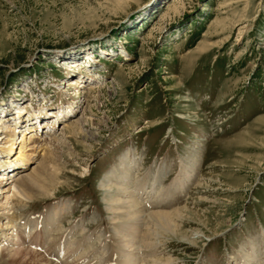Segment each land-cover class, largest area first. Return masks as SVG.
Wrapping results in <instances>:
<instances>
[{
	"label": "rangeland",
	"instance_id": "obj_1",
	"mask_svg": "<svg viewBox=\"0 0 264 264\" xmlns=\"http://www.w3.org/2000/svg\"><path fill=\"white\" fill-rule=\"evenodd\" d=\"M170 1L0 0V118L14 114L9 103L73 108L51 129L46 116L37 131L16 125L15 152L23 143L34 157L15 173L32 170L49 129L67 143L56 153L65 168L58 187L16 203L17 222L34 227L18 230L25 250L0 264H264V0H184L167 11ZM75 120L91 133L67 132ZM126 150L139 185L163 188L153 209L177 208L175 232L152 225L146 245L143 228L133 258L120 238L129 222L111 220L99 184ZM194 233V245L183 240Z\"/></svg>",
	"mask_w": 264,
	"mask_h": 264
},
{
	"label": "bare ground",
	"instance_id": "obj_2",
	"mask_svg": "<svg viewBox=\"0 0 264 264\" xmlns=\"http://www.w3.org/2000/svg\"><path fill=\"white\" fill-rule=\"evenodd\" d=\"M183 2L184 0H171L170 4L168 5L167 11L172 8L177 7L178 5H182ZM86 62L87 64L91 63V61L89 62V60H87ZM68 82L70 85L69 88H71L72 85L76 87L79 85L78 80L75 78L70 79ZM101 85L104 86V83L99 80L91 81V83H89L87 90L85 91V94L86 95L88 94L89 96L85 98L84 100H90L91 97H92V100L88 102V105L85 108L84 112H86V115H94L91 109V105L89 103L95 101V99L97 100L100 97V96L98 97L97 95V98H94L97 94V91L101 88ZM30 105L32 106V104ZM30 105L26 103L24 106V109L21 108L22 106L21 107L17 106V108L14 109V105L9 103L7 105L8 107L7 112H9L10 110L12 111L14 110V114L12 115V113H10L11 115L9 114L8 115L9 117L6 116L4 117V119L0 118V133L2 132V133L8 134L7 135L8 139L4 142V144L6 143L7 146L0 147V161H1L0 168H2L0 172L1 173L0 178L2 179L7 178L6 174H9V173L13 174L15 173V170L25 167L26 164L34 157V155H32L33 151L27 152L24 150L25 146L23 145V143L18 148L17 153L15 152V150L17 149V146H15L13 142V137L15 136L14 133L19 132L17 130L20 129V128L18 129L17 128L18 126L16 125H19V127H23L22 130L37 131L39 130V126H41L42 124V121H43L42 119L44 118L43 116H46L48 117V121L49 120L53 121L49 123L48 125L50 126V129H51V128H54L55 123H57V121L61 119L65 114L67 115L69 114V112L71 113L73 111V108H70V107L63 108V110L61 108V110L59 111L54 109L55 112H48L47 110H44L43 108L42 109L37 108L38 110L32 108V110H30L29 109ZM59 113H61V115ZM41 115L42 117H40ZM6 120H9L11 124L8 125V123H6ZM73 125L75 126V131H76V134L79 135V138L81 137L84 138V136L86 137L87 134L91 133L90 130H87V129L85 130L84 128L85 126L91 127V124L86 123L85 120H75V122L74 123L72 122L71 126L67 128V130H69L67 132H70V128L71 127L73 128ZM50 129L48 131L46 130L47 133L43 134L44 142L48 146L45 149L42 156L38 158L37 163H34V167L32 168V170L31 171H29L30 169L28 171L19 170L13 176L10 177L8 181L10 186H7V188H4V189L0 187V194H2V196H0V254L5 255V257L7 256L8 258L9 257L16 258L18 255L21 254L22 250H25L23 243H25L26 241H22L21 237L18 235V230L22 232V231H25L26 228H29L32 230L34 227V225L32 227V224L30 223L28 224L26 221L23 222L24 223L23 226L21 222H17V220L21 217V215L19 213L18 208L16 207V203H19L22 200H31L33 197L40 195L39 193H41V191L46 188L45 186L46 184H49L51 186H57L58 185L57 183H60L58 179L61 174L62 168L63 170L65 168L64 166L65 164L63 165L61 163V160L59 161L57 159L58 156L56 155V153L59 147L60 148L64 147L67 149V143L62 139L63 136L57 137V136L52 135L53 136L52 137ZM30 131H27V132H30ZM55 142L57 143L56 145H55ZM187 164L188 162L187 163L181 162L180 171L184 172L186 181H189L192 176L191 175L192 170L190 171L186 170ZM137 166H138L137 158L133 156L131 158L130 151L126 150L125 153L119 158L118 167L116 168L114 167L113 169L107 171L103 179H101L99 183L100 188L103 191L104 202L107 205L106 206L107 212L111 213L112 215L111 216L112 218L110 217L111 220L113 219L115 221H118L117 219H120V220L123 219L129 222L125 224L126 225L125 233L122 234L120 238H122V242H123L122 245H124L128 251L126 252L127 253L126 255L129 256L130 258H133V254L131 250L134 251L135 253H138L139 251V248L137 247L138 245L137 239L139 238H137V235L138 233H140V231L143 228L145 229L144 241L146 245H147L146 239H148L147 234L148 235L151 234L152 227L155 228L156 226L160 230L170 232V233H174L176 230L175 229V226H176L175 216L177 215V208L176 210L173 209L171 212L170 210L168 211V210H163L160 208H157L156 210L153 209L155 208V204L153 202L157 200L156 197L159 196V193L160 191H162L163 188H161L162 186L160 187L157 186L156 180L150 183L147 190L146 188H143V186L139 185V182H138L139 174L133 173V170H132V167L134 168L136 167L137 169ZM178 184L180 183L178 182ZM178 184H174V185L178 187ZM46 190L47 189H45V191ZM145 198H146L147 203L143 201V199ZM146 204L148 205L147 209L151 206L152 210L145 211ZM56 209H59L58 212L61 213L62 211H65V209H68V207L66 204H64L61 207H56ZM56 214H57V211L53 210V213L49 215L51 225L54 222V218ZM145 214L147 215V220H144ZM145 221H147V223ZM6 225H8L7 226L8 228L6 227ZM152 232H153V229H152ZM199 235H200L199 233H194L192 234L191 237L189 236L183 237V240L189 241L193 244L194 241H191V239H194L196 236H199ZM263 237H264V234H263ZM139 243H140V240H139ZM72 244L73 243H71V245ZM145 244L143 243V245ZM250 260H251V257H249V259L246 262H250ZM150 261L151 259L149 260V262Z\"/></svg>",
	"mask_w": 264,
	"mask_h": 264
}]
</instances>
